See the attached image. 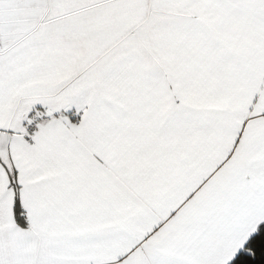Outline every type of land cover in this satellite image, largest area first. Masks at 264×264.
Masks as SVG:
<instances>
[{
    "label": "snow or ice",
    "instance_id": "1",
    "mask_svg": "<svg viewBox=\"0 0 264 264\" xmlns=\"http://www.w3.org/2000/svg\"><path fill=\"white\" fill-rule=\"evenodd\" d=\"M0 264H264V0H0Z\"/></svg>",
    "mask_w": 264,
    "mask_h": 264
}]
</instances>
